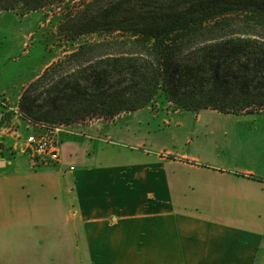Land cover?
<instances>
[{"label": "crops", "instance_id": "1", "mask_svg": "<svg viewBox=\"0 0 264 264\" xmlns=\"http://www.w3.org/2000/svg\"><path fill=\"white\" fill-rule=\"evenodd\" d=\"M125 113L54 131L57 163L0 154V264H264V110Z\"/></svg>", "mask_w": 264, "mask_h": 264}, {"label": "trees", "instance_id": "2", "mask_svg": "<svg viewBox=\"0 0 264 264\" xmlns=\"http://www.w3.org/2000/svg\"><path fill=\"white\" fill-rule=\"evenodd\" d=\"M63 0H0V11ZM79 42L28 82L20 116L47 128L145 108L264 110V0H78L57 26ZM0 100V122L7 104Z\"/></svg>", "mask_w": 264, "mask_h": 264}, {"label": "rangeland", "instance_id": "3", "mask_svg": "<svg viewBox=\"0 0 264 264\" xmlns=\"http://www.w3.org/2000/svg\"><path fill=\"white\" fill-rule=\"evenodd\" d=\"M78 0H63L47 4L44 7L26 10L21 5L15 6L14 9L0 11V100L7 104L6 114L0 122V154L12 156V144L14 138L24 145L26 137L36 130L40 131L35 124L29 123L20 116L18 109V100L24 86L36 78L49 64L61 58L66 52L72 50L79 42L85 40H94L101 38L98 34L84 35L79 40H65L58 33V24L63 17L66 6ZM146 111L161 112L168 114L173 111H185L184 109L172 102L162 92L158 93L151 102L145 107ZM125 119L142 122V116L129 118L126 113L119 114L113 119L88 120L83 123H74V125H90L99 121L103 124H115L119 116ZM210 127H229L227 119L206 118ZM151 126L155 129H165L156 137L160 142L172 144L170 140L171 133L178 132L176 126L165 125L159 120H151ZM201 122L195 124L189 121V126H200ZM223 125V126H222ZM68 125H57L59 129H67ZM78 125L77 127H79ZM54 128V127H52ZM132 128L139 134L144 133L145 125L133 124ZM147 128V126H146ZM145 128V130H146ZM53 135L54 129H49ZM47 132V131H46ZM163 134H168L164 137ZM193 136L192 133L188 134ZM182 138V136H180ZM121 148V147H120ZM74 160V157H70Z\"/></svg>", "mask_w": 264, "mask_h": 264}, {"label": "built area", "instance_id": "4", "mask_svg": "<svg viewBox=\"0 0 264 264\" xmlns=\"http://www.w3.org/2000/svg\"><path fill=\"white\" fill-rule=\"evenodd\" d=\"M40 131L30 133L22 145L23 152L33 165L57 163L60 161V150L57 141L53 138L49 129L59 130V127L47 128L43 125H35ZM47 131V132H46ZM70 169H73L71 166Z\"/></svg>", "mask_w": 264, "mask_h": 264}]
</instances>
